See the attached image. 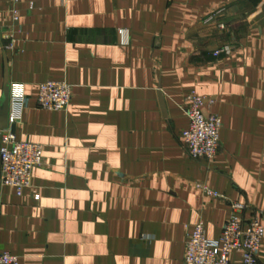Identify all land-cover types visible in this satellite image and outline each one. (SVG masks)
<instances>
[{
  "label": "crops",
  "instance_id": "1",
  "mask_svg": "<svg viewBox=\"0 0 264 264\" xmlns=\"http://www.w3.org/2000/svg\"><path fill=\"white\" fill-rule=\"evenodd\" d=\"M0 32V100L10 90L0 145L15 124L45 161L19 196L0 160V254L184 264L197 224L216 241L232 203L264 213V0H0ZM49 81L72 87L67 111L38 107ZM192 92L221 121L213 163L184 146Z\"/></svg>",
  "mask_w": 264,
  "mask_h": 264
},
{
  "label": "built area",
  "instance_id": "2",
  "mask_svg": "<svg viewBox=\"0 0 264 264\" xmlns=\"http://www.w3.org/2000/svg\"><path fill=\"white\" fill-rule=\"evenodd\" d=\"M214 21L211 17L207 22ZM221 29L224 27L221 25ZM123 44H128L129 34L122 31ZM2 40L0 32V42ZM219 53L216 54L218 56ZM15 97L17 104H22L23 87H18ZM72 87L65 82L49 81L39 86L38 107L42 110L61 112L67 111L72 101ZM189 128L183 132L184 146L193 160H206L213 163L221 149V121L215 114L204 113V109L212 101L196 92L185 98ZM14 123H21L19 116L13 117ZM1 182L3 186L16 189L19 196L31 187L35 169L43 167L44 148L38 144L21 142L16 135L4 132L0 145ZM210 196H217L204 185H198ZM232 215L223 228L219 240L213 241L206 237L205 226L201 222L196 225L189 236L186 246L184 264H233L231 256L234 252L242 254L241 264H260L264 226V213L253 209L250 205L232 203ZM250 212L249 218L243 216ZM239 215L242 218H239ZM0 264H20L18 257L9 253L0 254Z\"/></svg>",
  "mask_w": 264,
  "mask_h": 264
},
{
  "label": "water",
  "instance_id": "3",
  "mask_svg": "<svg viewBox=\"0 0 264 264\" xmlns=\"http://www.w3.org/2000/svg\"><path fill=\"white\" fill-rule=\"evenodd\" d=\"M10 90L8 82L5 86V91L2 99L0 100V132L6 131L10 127ZM12 133H16V125L11 126Z\"/></svg>",
  "mask_w": 264,
  "mask_h": 264
}]
</instances>
